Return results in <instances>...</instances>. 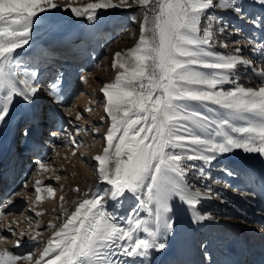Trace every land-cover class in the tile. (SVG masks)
I'll return each instance as SVG.
<instances>
[{"label":"snow or ice","instance_id":"obj_1","mask_svg":"<svg viewBox=\"0 0 264 264\" xmlns=\"http://www.w3.org/2000/svg\"><path fill=\"white\" fill-rule=\"evenodd\" d=\"M134 5L143 10L139 39L132 48L115 52L117 74L101 89L110 125L103 134L105 146L93 159L102 187L90 186L74 210L64 209L59 226L50 221L47 227L53 231L46 241L40 232L20 231V237L42 243V251L16 255L0 248V264H152V254L169 247L176 204L188 210L194 224L213 218L199 210L203 200L213 199V189L198 185L215 161L236 151L264 161V0H92L64 10L94 21L99 10ZM252 6L259 11H251ZM59 7L56 0H0V126L9 122L17 102L31 106L41 91L39 65L50 53L31 51L33 32L43 15ZM224 12L247 22L259 37L243 35ZM225 36H242L245 43L233 41L228 50L219 39ZM249 73L255 86L240 83ZM62 78L58 73L49 85L54 100L62 99ZM76 119H82L79 113ZM30 132L24 128L25 137ZM50 135L76 144L74 137ZM36 165L38 174L55 171L41 160ZM222 171L264 192V174L228 166ZM190 173H195L191 181ZM42 185L36 181L34 205L42 191L54 195L51 185ZM129 201L127 215L120 216ZM13 203L0 200V207ZM15 224L0 210V227L13 232ZM20 244L18 238L14 247Z\"/></svg>","mask_w":264,"mask_h":264},{"label":"rangeland","instance_id":"obj_2","mask_svg":"<svg viewBox=\"0 0 264 264\" xmlns=\"http://www.w3.org/2000/svg\"><path fill=\"white\" fill-rule=\"evenodd\" d=\"M89 2H92V0H56V3H58L60 7L43 15L41 19L36 22L34 28L31 51L33 53H39L41 51H47L50 53V56L39 65V68L43 65L48 66L45 67L46 71L44 70L42 72H39L40 88L42 89L44 87V92L42 93L41 90L39 92L40 94L38 95L42 96V100L45 99V97L43 96L46 91L45 87H48L49 84L56 78L57 74L61 73V70L63 69V72H67L69 74V76H66V74L64 73V77L70 81L69 83L72 85V87L70 90H66L65 97H63L64 99L62 98L61 100H54V97H49L52 95H47V93L45 94L49 98L46 101L44 100V106L42 107V118L50 119L48 117L50 114L52 116V122L50 121L49 123L39 128V136L36 140H43L42 142L44 146H46L43 149L39 148L32 152H26L25 149H23L24 145L22 146L21 143L22 141H24L22 136L24 134V129L22 128L27 125V121L21 120L20 122H18L16 126L18 143L15 145V151L18 155V158L22 161L23 168L20 169L17 173L12 174L10 177H8L6 181L8 182V185L4 184L6 179H4L5 176L1 172L3 162L2 160H0V200H7L8 198L14 200V203L12 205L7 206L6 209L0 207V210H3L6 213L7 221H17V224L13 225V232L9 233V231L7 232V230L0 227V236L4 237V240L0 242V248H7L13 253L14 250L12 248L16 243L11 239L12 236H17L19 239H21L22 245L26 240L28 242H32L29 241L31 239L28 235H25L24 237L19 236V233L22 229L25 232L32 231L34 233V228H36L37 224H39V232L43 234L41 239L45 241L47 239L44 238L45 235L48 234L47 236H49V234H51L53 231L52 229L47 227L49 218L52 217L54 223L57 226H59L60 223L59 220L61 216L58 213V201L54 195L50 196L46 192V190L42 191V199L39 204H33V201L35 200L34 188L36 185V181L39 179L40 181H43L42 188L47 185H51L53 189L56 190H65V188H70L73 191L74 183H79L83 180V175L81 177H77V175H75L74 170L72 169L73 163H77L78 165H80V167L83 168L84 172H86V176L88 173V168L85 167L86 164L81 162V159L79 157L80 153L84 152L92 156L93 154H97L100 151L99 142L91 141V138L95 137L96 135L95 132L92 131L93 128L90 125L86 126L84 130L83 124L79 122L78 124L76 123L77 128L74 130L77 132L78 128L81 129V131H79L78 133L80 134V142L83 144L82 148L80 146V148L78 149V154L77 152H75L76 150H71L69 152L66 150L65 152H67V154L65 155L64 150H62L63 147L60 149H56V151L55 149H53V147L48 146V140L51 138L49 134L51 132L57 131V135L69 137L70 132H72L73 130L71 129L69 131V128L65 130V125L63 123L66 122L67 116L74 121L73 107L80 108V111L78 113H80L81 117L84 120H90L92 126L97 125V122L94 120V118L97 117L98 114H100L101 106L105 102V97L103 92L101 91L102 85L98 81L100 79H95L94 77V83L92 82L94 76L93 72L98 70L100 77H106L108 78L109 82H112L117 73L115 68L111 67V65L107 66V64H105V59L107 57V51L109 47L112 44L118 43L119 41H129L131 39H134L135 37L139 38L140 36V24L143 19V10L138 5H134L131 8L118 7L107 10H99L94 21L88 20L85 17L77 18L71 13L70 10H64V6L68 4H71L72 6H84ZM113 2L118 3L119 0H113ZM128 3H132V0H128ZM251 11L258 12V6H252ZM220 14L223 15L225 20L229 21L230 24L235 27L238 26L241 22L233 14H230L228 12ZM232 15L234 21H232V19L230 18ZM131 17H135V20H132ZM114 18H117V21L114 24V27L111 28L108 26V23ZM96 20L101 21V26L98 32H95V30L90 28ZM242 23L245 25L246 32L244 31V33H255V30L251 28V26L247 22ZM72 27L80 28L79 38H69ZM229 30L231 31L232 29L230 28ZM255 34L257 35V37H259L258 33ZM55 36L63 37V44H60L59 48H56L58 46H52V42L54 41ZM236 38L237 36H225L220 39L224 40L226 43H228V45H233V41H235ZM229 48H233V46H230ZM217 49L218 51H224L220 48ZM26 51L28 50L26 49ZM71 52L74 53V55L69 57V54ZM83 55L87 56L89 62L84 61ZM53 57H58V59L65 57L68 58L70 62L71 60H73L74 64L71 63L59 65L58 61L52 60ZM28 59L31 60V57H28ZM55 68L57 70H54V72L51 73L52 75H49V71L52 72ZM83 68L86 69L85 73L87 72L86 75H88L89 77L88 80H90L92 83L91 85L85 84L87 85L86 88L83 85L80 77L75 75L76 71H80ZM20 70L23 69L21 68ZM244 78V76H241L240 83L246 85V81H241V79ZM83 86L84 88H82ZM225 87H231V85H226ZM81 89H83L84 93H80V91H82ZM86 106H89L88 112L85 111ZM69 109L71 110L70 112L68 111ZM68 127H70V125ZM96 137H98L100 140L102 139V136L100 135H97ZM69 140L67 142H69ZM73 152H75V155H73ZM40 157H44L43 160H45L51 168L56 170L54 172H44L38 174L36 171V159ZM232 164H235L240 168L254 166L253 162L245 157L242 151H236L215 161L208 170L207 176L215 175L218 172L217 170L221 168L223 169L225 166L231 167ZM55 176H59L60 179L56 180L54 178ZM194 176L195 173H190L188 176V180L191 181ZM224 178V183H227L228 185L233 181V177H229L225 174ZM25 181H27V188L22 187ZM198 186L203 189V186L201 184H199ZM17 193H19V195H17ZM251 193L255 194L257 192H255V190H251ZM216 197L217 195H213L214 199L219 200V197ZM227 202L228 201L226 200L224 203L226 204ZM32 207L35 208V212L30 211V208ZM36 212H40L41 214L37 216ZM224 231L226 233H229L225 236H229V238H232L226 239V237L223 236V233H217L222 235L223 237H218L215 232L212 233V239L216 240V245L222 248V252H224V249L228 244H230V242H238L239 244L247 242L246 240L244 241V239H241L240 235H235L234 232H228L230 231L229 229H225ZM36 243L37 244H35L30 249L29 253H33V251L39 249L40 245H43L39 242ZM18 264H25V261H20L18 262Z\"/></svg>","mask_w":264,"mask_h":264},{"label":"bare ground","instance_id":"obj_3","mask_svg":"<svg viewBox=\"0 0 264 264\" xmlns=\"http://www.w3.org/2000/svg\"><path fill=\"white\" fill-rule=\"evenodd\" d=\"M233 15L230 17L232 21H234V18H232ZM116 21L117 18H114L112 21L108 23V26L111 28L114 27ZM100 26H101V21L96 20L91 25L90 28L95 30V32H98ZM236 27L242 30L243 35H248V36L252 35L251 32L244 33L245 25L242 22H240V24ZM79 37H80V28L72 27L69 38H79ZM220 38L223 37H219V39ZM138 39L139 38L135 37L134 39H131L129 41L123 40V41H119L118 43L112 44L107 51L105 64H107V66L111 65L112 67V62L115 52L117 51L124 52L125 50L132 48L137 43ZM236 40H239L241 44L245 43V41L242 39V36H237ZM60 44L61 45L63 44V37L55 36V39L52 42V46L53 47L58 46L56 48H59ZM230 46L234 47V45H229V47ZM231 49L232 48H228V50ZM216 50L218 51V49ZM223 50L227 51L225 49ZM243 54L245 56L248 55L247 49L244 50ZM72 55H74V53L71 52L69 54V57ZM83 56H84V61L89 62L87 56L86 55ZM52 60L58 61L59 65L71 64V63L74 64L73 60H71L70 62V60H68V58L65 57L61 59H58V57L56 58L53 57ZM47 66L46 65L41 66L40 72L44 70L46 71L45 67ZM54 70L57 69L56 68L53 69L52 72L49 71V75L53 73ZM85 70L86 69L83 68L80 71H76L75 75H77L78 77L81 76L86 77L85 80H81L86 88L87 85L85 84L91 85L92 83L90 80H88L89 77L88 75H86L87 72L85 73ZM65 74L66 76H69L67 72ZM65 74L63 73V78L61 80V86L59 90V94L62 98L65 97L66 90H70L72 87V85L69 83L70 81L64 77ZM93 74L94 76L92 82L95 79L99 78L100 80L98 81L102 85V87L105 83H109L108 78L106 77L102 78L99 76L98 70L94 71ZM242 76H244L245 78L241 79V81L247 82V84L246 85L244 84V86L256 85L257 81L255 80V78H251V73ZM84 86L82 88H84ZM43 89L44 87L41 89L42 93L44 92ZM45 89L46 91L43 95L45 99L42 100V96H39L38 94L40 93H38L34 103L31 106L17 102L9 122L7 124H4L3 126H0V160H2L3 162V167L1 172L5 176L4 179H6L4 183L5 185H8V182H6L8 177H10L12 174L17 173L20 169L23 168L22 161L18 158V155L16 154L12 156L9 149L14 141L16 142L18 141V134H16V126L18 122H20L21 120H26L27 125L24 126L22 129H24L25 127L31 128V132L27 136L28 141L30 140V138H32L33 134L36 132L33 127L34 124H37L39 127H42L43 125L49 123L50 121L52 122V116L50 114L48 116L50 119L42 118L43 117L42 107L44 106V100L46 101L49 97L53 98V96L47 97V95L49 94V86L45 87ZM81 90L82 91H80V93H84L83 89ZM46 93L47 95H45ZM104 104L105 102L101 106L100 114H98V116L94 118V120L97 122L96 126H92L90 120H84L83 118L77 120L76 115L80 111V108L73 107L74 121L67 116L66 122H64L63 124L67 127L66 128L64 126L65 130L68 128L69 131L71 129L73 130L72 132H70L69 137L70 138L74 137L76 139L75 145L72 144L70 140L69 142H67L68 140L65 141V140L56 139L55 137L49 134L51 138L48 140L49 141L48 146L53 147V149L55 150L63 147L62 150H64L65 155L67 154V152H65L66 150L68 152L71 150L74 151L76 150L75 152H77L80 146L81 148L83 146V144L80 142V134L74 130L77 128L76 123L78 124L79 122L83 124L84 130L85 127L88 125H90L93 129L98 128L99 132H95V135L102 136L101 140L96 136L91 138V141L99 142L100 151L97 154H93L92 156H90L84 152H81L79 155L81 162L86 164L85 167L88 168L87 171L88 173L86 176H85L86 172H84L83 168H81L80 165H78L77 163H73L72 169L74 170L75 175H77V177H81L83 175V180L81 182L74 183V189L79 188L80 192L72 191L70 188H65V190L54 189V196L57 198L58 201V213L61 216L59 220L60 221L59 225L63 222L64 219L63 210L68 209L69 212L74 210L75 207L74 202L82 198L83 192L88 190L90 186L102 187V185L99 184L97 181V175L95 171L97 162L93 159V157H95L96 155L102 152V149L105 146V140L103 134L110 125V118L107 117L104 111ZM88 110H89V106H86L85 111L88 112ZM101 117H105V119L102 121L100 119ZM69 125L70 127H68ZM51 133L57 134V131ZM42 141L43 140H38L35 144L28 143L26 146L23 147V149H25L26 152H32L39 148L43 149L46 146H44ZM244 155L245 157L250 159L254 165V166H248L245 169L254 170L257 174H264V161H262L260 157L245 153ZM43 159L44 157H40L37 158L36 161L37 160L45 161ZM231 167L240 168L235 164H232ZM217 171L218 172L215 175L207 176L206 180L203 181L201 185L203 187L204 185H210L213 189V195L218 194L217 197H219V200L214 198L212 200H203L201 202V205L199 206L200 211L211 213L213 218L210 220L203 221L199 224H194L191 221L190 213L188 212V210L183 205L176 204V211L174 215L176 216L177 223L174 231L171 234H169L167 237L169 241V247L163 253H153L151 257L152 264H253L252 260L254 256H260V255L264 256V192L261 191L258 185L246 186L243 182L236 180L234 178L233 181L228 185L227 183H224L225 178L222 168ZM251 190H255V192L257 193L252 194ZM241 193H246L247 195H241ZM60 197H64V200L61 201ZM226 200L228 202L225 204L224 202ZM130 203L131 201L125 203L124 207L119 210L120 216L123 217L127 215V211L130 206ZM108 210L109 211L113 210V204L111 202L108 205ZM141 215L144 214L141 213ZM50 221L54 222L52 217L49 218V222ZM225 229H229L230 231L228 232H234L235 235L237 234L240 235L241 239H244V241L246 240L249 243L246 242L247 244L246 243L239 244L238 242L229 241L230 244H228L227 245L228 247L226 246L224 252H222V248L216 245V240L212 239V233L215 232V234L218 237H223L229 234L224 231ZM39 231H40L39 227L34 228V232H39ZM217 233H223V236ZM47 235L48 234H46L44 238L47 239L50 238L51 234H49V236ZM225 237L226 239L232 238V237L229 238V236H225ZM17 238H18L17 236L11 237V239L15 243ZM26 241H24L23 245L20 244L19 247L12 248L14 250V254L16 255L28 254L30 252V249L35 244H37L32 240H29L32 242H28V241L26 242ZM42 248L43 245H40L39 249H36L33 252L42 251ZM25 264H27V262H25Z\"/></svg>","mask_w":264,"mask_h":264}]
</instances>
